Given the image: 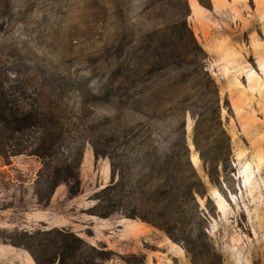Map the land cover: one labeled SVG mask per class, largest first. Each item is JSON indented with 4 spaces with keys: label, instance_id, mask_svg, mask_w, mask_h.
I'll list each match as a JSON object with an SVG mask.
<instances>
[{
    "label": "rangeland",
    "instance_id": "rangeland-1",
    "mask_svg": "<svg viewBox=\"0 0 264 264\" xmlns=\"http://www.w3.org/2000/svg\"><path fill=\"white\" fill-rule=\"evenodd\" d=\"M188 2V24L219 91L233 171L210 181L187 114L184 141L205 192L197 197L201 215L186 226L187 248L142 220L89 214L93 196L110 181V163L96 159L87 144L81 193L70 197L61 185L47 206L35 192L40 161L19 155L6 163L0 157V264H35L18 243L26 232L52 228L106 246L112 253L106 264H264V0H211V8ZM144 3L0 0V77L27 79L34 92L69 91L76 100L102 83L106 54L112 61L124 59L139 31L166 23L167 11H144ZM59 76L76 83L60 84ZM187 210L194 213L193 205Z\"/></svg>",
    "mask_w": 264,
    "mask_h": 264
},
{
    "label": "trees",
    "instance_id": "trees-1",
    "mask_svg": "<svg viewBox=\"0 0 264 264\" xmlns=\"http://www.w3.org/2000/svg\"><path fill=\"white\" fill-rule=\"evenodd\" d=\"M198 1L212 7L211 0ZM143 7L163 8L168 20L139 31L124 59L112 61L106 54L102 83L76 100L69 91L34 92L27 79L0 77V157L6 163L19 155L40 161L35 192L47 206L61 185L70 197L81 193L80 168L90 144L96 159L109 160L110 181L93 196L89 214L142 220L187 248L188 222L200 213L197 197L205 196L184 141L187 114L212 183L233 171L232 153L207 54L187 21L188 0H145ZM56 80L76 83L64 76ZM191 205L194 213L187 210ZM24 236L18 244L35 264H106L112 257L106 246L89 245L68 228Z\"/></svg>",
    "mask_w": 264,
    "mask_h": 264
}]
</instances>
